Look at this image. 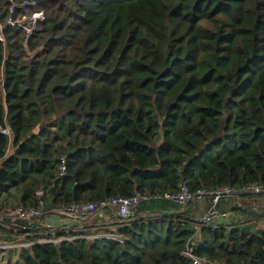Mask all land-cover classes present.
<instances>
[{
    "label": "trees",
    "instance_id": "trees-1",
    "mask_svg": "<svg viewBox=\"0 0 264 264\" xmlns=\"http://www.w3.org/2000/svg\"><path fill=\"white\" fill-rule=\"evenodd\" d=\"M35 1L14 15L44 11L28 39L41 50L26 52L19 27L0 33V127L7 117L13 134L0 132V210L42 200V215L0 224V241L33 242L0 251L18 249L22 264H192L183 250L209 205L140 200L128 220L115 215L120 241L85 237L109 227L52 229L42 218L180 179L193 192L257 185L264 197V0ZM260 230L201 225L194 252L264 264Z\"/></svg>",
    "mask_w": 264,
    "mask_h": 264
},
{
    "label": "built area",
    "instance_id": "built-area-1",
    "mask_svg": "<svg viewBox=\"0 0 264 264\" xmlns=\"http://www.w3.org/2000/svg\"><path fill=\"white\" fill-rule=\"evenodd\" d=\"M35 8L37 7V2L35 0H21L14 1L0 0V33L5 27H19L25 31V36L23 38V45L26 52L32 56L41 50L45 42L35 44L32 48L28 47V39L31 37L34 31H39L41 26L40 23L44 20L45 13L42 9H37L32 12L21 13L14 15L16 9L21 8ZM1 39L3 35L1 34ZM6 109V104L4 105ZM0 132L4 133L12 139V130L9 125L5 127H0ZM65 172V155L60 157V175ZM261 187L257 185H244L240 188H234L231 186H221L214 189L201 188L194 192L190 190L186 182L180 179L177 188L172 191H164L161 193H156L154 195H144L140 192H136L130 196H118L107 201L92 203V202H73L61 209L57 210L58 213L63 214L72 219L78 221H85V219L100 209H109L114 215H116L121 221L128 220L135 211V208L140 200L150 199V198H163L179 203H187L193 201L196 204L209 201V207L199 213L194 219V227L196 229L195 233L191 236L183 253L191 259L192 264H208L207 260L198 256L194 252V245L198 240V228L201 225L213 224L217 219H224L228 216L226 210L218 207L220 198L225 195H257L261 191ZM41 191H37V194H41ZM43 202L40 201L39 205L36 207H23L14 206L6 207L0 210V224H15L24 228L23 223H29L32 220L40 219L42 215ZM80 228H83L80 227ZM85 237H103L112 240H121V234L116 230H102L98 232H93L86 234ZM72 237H68L70 239ZM62 239V238H61ZM60 240V238L45 239L43 241H54ZM32 241H24L21 237H16L9 241H0V249L18 246H28L31 245Z\"/></svg>",
    "mask_w": 264,
    "mask_h": 264
},
{
    "label": "crops",
    "instance_id": "crops-1",
    "mask_svg": "<svg viewBox=\"0 0 264 264\" xmlns=\"http://www.w3.org/2000/svg\"><path fill=\"white\" fill-rule=\"evenodd\" d=\"M4 69H5V63L2 66V78L4 79ZM2 88V87H1ZM3 90V88H2ZM1 91V89H0ZM2 99H5L4 93H3V97ZM5 105V104H4ZM4 111H5V115H6V109L4 107ZM6 121H5V125H9L7 122V117H5ZM11 152V144L7 149V152L5 154V156L3 157L2 160H5L9 154ZM1 162V161H0ZM251 195L254 194H248V195H235V197L237 198L236 201L232 204V208L228 209L223 203L224 206V210H226L228 212V216L224 219H217L214 223L217 222H222V221H226L228 220V218L231 220L233 219H237L239 217H245L247 215V217L249 218V222H252L255 220L254 217H252V212L246 210V207H250V205L252 206V204L250 203L249 206L245 205V202L249 200V197ZM250 198H254V197H250ZM248 203V202H247ZM264 208V206H263ZM264 211V209H263ZM262 211V212H263ZM260 218H262V216H260ZM37 220H32L31 223H34ZM38 221H40V219H38ZM119 219L115 217V215H113V213L109 210V209H100L96 212L95 215H93V217L89 218L88 220L85 221H78L76 219H72L70 217L67 216H62V215H58V214H50L44 218H42V223L44 225L50 226L52 227V229H64V230H76L82 226H87V227H94V228H105V227H109L113 230H115V225L118 223ZM229 221H226V223ZM213 223V224H214ZM243 222H240L238 224H232V225H240ZM246 223V224H248ZM245 224V223H244ZM35 230L33 228L29 229L30 235H38L37 232H34ZM28 234V233H27ZM26 234V235H27ZM40 234V233H39ZM27 241V240H26Z\"/></svg>",
    "mask_w": 264,
    "mask_h": 264
},
{
    "label": "rangeland",
    "instance_id": "rangeland-1",
    "mask_svg": "<svg viewBox=\"0 0 264 264\" xmlns=\"http://www.w3.org/2000/svg\"><path fill=\"white\" fill-rule=\"evenodd\" d=\"M1 72H2V68H1ZM0 80L3 82V78H2V73H0ZM3 90L1 88V96L3 97ZM235 195H225L223 196L222 198H220V201H221V207L220 208H224L223 204L228 208V209H231L232 208V204L236 201V197H234ZM250 197H254V198H250ZM249 197V200L247 202H245V205L246 206H249L250 203L252 204V206L250 205V207H246L245 209L248 210V211H251L252 212V217L255 218L254 221L249 222V218L247 217V215L245 217H239L237 219H229L226 220V221H229L226 223V221H222V222H218L220 224H222L223 226H229V225H232V224H238L240 222H243V223H248L247 225L250 227V229L252 228V230H255L256 233L260 234L262 228H264V223H263V220L262 218H260V216H262V211H263V206H264V197L262 195H251ZM209 201H205L203 203H200L201 206L203 205H209ZM223 203V204H222ZM202 211V210H201ZM200 211V212H201ZM97 212V211H96ZM96 212H94L93 214L89 215L87 217V220L88 218H91L93 217V215L96 214ZM242 223V224H243ZM11 250V249H10ZM0 264H22V261L18 258V249H16V251H9V250H1L0 251Z\"/></svg>",
    "mask_w": 264,
    "mask_h": 264
},
{
    "label": "water",
    "instance_id": "water-1",
    "mask_svg": "<svg viewBox=\"0 0 264 264\" xmlns=\"http://www.w3.org/2000/svg\"><path fill=\"white\" fill-rule=\"evenodd\" d=\"M4 93V92H3ZM4 96H5V93H4Z\"/></svg>",
    "mask_w": 264,
    "mask_h": 264
}]
</instances>
